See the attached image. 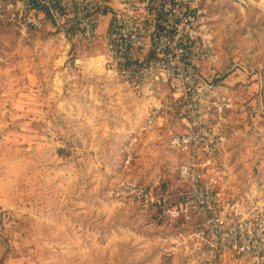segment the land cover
Segmentation results:
<instances>
[{"label": "rangeland", "instance_id": "obj_1", "mask_svg": "<svg viewBox=\"0 0 264 264\" xmlns=\"http://www.w3.org/2000/svg\"><path fill=\"white\" fill-rule=\"evenodd\" d=\"M262 1L222 0L212 15L217 71L242 109L219 157L226 191L264 173ZM91 57L49 32L0 35V264H188L176 229L111 197L129 182L173 189L178 162L166 130L129 146L139 102Z\"/></svg>", "mask_w": 264, "mask_h": 264}, {"label": "built area", "instance_id": "obj_2", "mask_svg": "<svg viewBox=\"0 0 264 264\" xmlns=\"http://www.w3.org/2000/svg\"><path fill=\"white\" fill-rule=\"evenodd\" d=\"M229 1L249 8L257 0ZM220 2L0 0V35L49 32L80 40L144 106L129 146L151 132H169L168 147L178 158L175 187L129 182L111 192L118 206L139 210L151 227L176 229L175 244L188 264H264V173L238 190L219 182L227 177L219 157L242 111L217 71L211 22Z\"/></svg>", "mask_w": 264, "mask_h": 264}, {"label": "crops", "instance_id": "obj_3", "mask_svg": "<svg viewBox=\"0 0 264 264\" xmlns=\"http://www.w3.org/2000/svg\"><path fill=\"white\" fill-rule=\"evenodd\" d=\"M100 34H106V32L108 31V21H106L102 26H101V28H100ZM104 36V35H103ZM100 47L102 48V44H100ZM84 48V47H83ZM84 50L85 51H91L92 53H94L95 54V57L93 58V57H91L90 59H87L86 61H85V63L87 64V65H89L91 62H95L96 63V65L97 66H99L100 67V69H101V74H103L104 76H106L110 81H113V80H111L106 74H105V72H104V69H103V66H102V63H101V59H96V56H97V52L96 51H94V50H90V49H85L84 48ZM82 63L83 64V60L82 61H80V60H78V63ZM113 82H115V81H113ZM138 102H139V106H140V108H141V115H142V118L144 119V115H145V113H144V106H143V104L139 101V100H137ZM130 115H131V113H130ZM143 122V121H142ZM141 125V123L138 125V127ZM138 127H137V129L136 130H138ZM136 130H134V131H136ZM164 130H166V129H160V130H158L157 131V133H160V132H163ZM134 131H132V132H134ZM156 132V131H155ZM175 154V153H174ZM176 155V154H175ZM176 157H177V155H176ZM177 162H178V158H177Z\"/></svg>", "mask_w": 264, "mask_h": 264}, {"label": "bare ground", "instance_id": "obj_4", "mask_svg": "<svg viewBox=\"0 0 264 264\" xmlns=\"http://www.w3.org/2000/svg\"><path fill=\"white\" fill-rule=\"evenodd\" d=\"M262 2H264V0Z\"/></svg>", "mask_w": 264, "mask_h": 264}]
</instances>
